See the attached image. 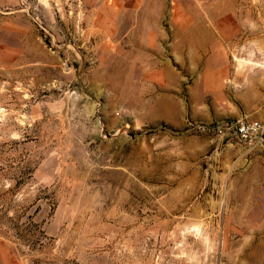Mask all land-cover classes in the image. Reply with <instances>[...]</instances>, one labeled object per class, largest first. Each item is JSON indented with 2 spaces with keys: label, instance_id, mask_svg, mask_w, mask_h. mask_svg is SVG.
Returning <instances> with one entry per match:
<instances>
[{
  "label": "rangeland",
  "instance_id": "1",
  "mask_svg": "<svg viewBox=\"0 0 264 264\" xmlns=\"http://www.w3.org/2000/svg\"><path fill=\"white\" fill-rule=\"evenodd\" d=\"M0 264H264V0H0Z\"/></svg>",
  "mask_w": 264,
  "mask_h": 264
},
{
  "label": "built area",
  "instance_id": "2",
  "mask_svg": "<svg viewBox=\"0 0 264 264\" xmlns=\"http://www.w3.org/2000/svg\"><path fill=\"white\" fill-rule=\"evenodd\" d=\"M231 127L241 140L257 138L262 132V125L256 120H238L232 122Z\"/></svg>",
  "mask_w": 264,
  "mask_h": 264
}]
</instances>
